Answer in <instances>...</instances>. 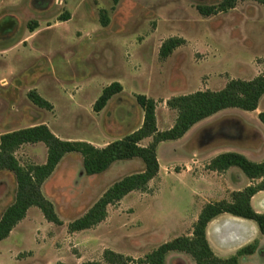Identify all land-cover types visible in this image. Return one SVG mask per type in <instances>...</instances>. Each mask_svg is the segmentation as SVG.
Here are the masks:
<instances>
[{"label":"rangeland","instance_id":"1","mask_svg":"<svg viewBox=\"0 0 264 264\" xmlns=\"http://www.w3.org/2000/svg\"><path fill=\"white\" fill-rule=\"evenodd\" d=\"M220 1L0 0V135L44 123L61 139L104 146L141 125L143 111L135 94L154 99L158 125L166 130L177 114L167 106L169 98L219 90L230 79L264 74V6L254 0H236L232 9L209 16L197 9ZM101 10L108 18L105 26ZM170 37H179L183 43L163 58L159 49ZM113 81H119L123 91L95 112L93 103ZM31 89L48 100L52 109L35 105L27 96ZM261 111L264 95L253 111L228 108L207 119L184 145L160 142L159 171L147 189L129 192L107 206L103 221L75 232L68 230L71 221L115 181L141 171L144 165L132 158L88 176L79 153L65 154L55 177L42 187L54 202L61 224L47 221L39 208L31 207L10 238L1 242L0 264L103 262L105 250L139 259L164 242L190 236L206 203L230 200L233 191L249 183L247 177L240 178L242 171L237 167L212 171L210 161L226 151L254 162L264 160ZM201 127V134L192 136ZM150 141L148 137L141 143ZM201 142H209L210 149L191 151L192 144L200 147ZM46 152L39 142L21 146L15 155L21 165L40 164ZM15 191L13 174L0 171V217ZM251 205L264 212V191L251 199ZM254 234L240 244L257 241L254 255L243 262L264 264V238ZM8 248L10 253L4 257ZM213 252L225 258L232 251ZM165 264L195 263L189 254L172 251Z\"/></svg>","mask_w":264,"mask_h":264},{"label":"trees","instance_id":"2","mask_svg":"<svg viewBox=\"0 0 264 264\" xmlns=\"http://www.w3.org/2000/svg\"><path fill=\"white\" fill-rule=\"evenodd\" d=\"M116 2V0H114ZM264 6V0H254ZM236 0H221L217 5H198L201 15L209 16L225 12L235 6ZM64 20L68 19L67 15ZM102 25H107L108 18L101 10ZM34 27H30L33 30ZM183 43V39L170 37L159 49V55L167 57L173 49ZM122 91L119 81L105 86L93 103L95 112L101 111L112 96ZM264 95V74L251 79H230L219 90H196L177 95L167 100V106L176 111L173 125L166 130H158L155 115V101L145 94H135V100L143 111L141 125L123 137L113 140L102 147H97L84 140L61 139L44 123L29 125L0 135V171L11 172L15 178L16 191L14 200L6 207L0 217V241L8 237L11 230L21 221L27 210L35 206L43 217L54 224H61L53 203L42 191L43 183L53 173L63 156L70 152L82 156L83 172L95 175L107 170L117 161L139 158L144 168L115 181L97 201L80 217L68 224L70 232L89 229L107 216V206L120 201L131 191H144L148 182L159 171L157 146L160 142L181 138L197 122L226 108H239L253 111L259 99ZM28 98L38 107L52 109V104L35 89L27 93ZM258 119L264 125V111L258 113ZM151 137L144 145L141 141ZM43 143L46 147V160L40 164L21 165L16 151L25 144ZM237 167L249 179V183L240 190L231 193L230 200L206 203L200 210L193 224L190 236H179L160 244L143 258L133 259L129 256L105 250L103 262L89 260L81 264H165L169 252L178 251L189 254L195 264H240L239 257L253 254L257 241L241 247L234 255L217 256L206 237L207 224L218 215L228 213L232 216L253 221L260 234L264 235V212H257L251 205L252 197L264 191V160L254 162L241 153L226 151L216 155L209 163L212 171H225ZM57 264H65L58 262Z\"/></svg>","mask_w":264,"mask_h":264},{"label":"crops","instance_id":"3","mask_svg":"<svg viewBox=\"0 0 264 264\" xmlns=\"http://www.w3.org/2000/svg\"><path fill=\"white\" fill-rule=\"evenodd\" d=\"M122 91H123V89H122ZM226 109H228V108H226ZM223 110H225V109H223ZM223 110H221V111H223ZM221 111H219V112H217V113H215V114H213V115H211V116H209V117H207V118H205V119L197 122L196 124H194L181 138L176 139V140H167V141H169L173 145H180L181 146V144L185 143L184 142L185 139H188L189 138V136L192 133V131H194V129L198 125H200L201 123H203L207 119H210V118L214 117L216 114L220 113ZM155 115H156V113H155ZM174 120L175 119H172L171 124L167 127V129L170 128L173 125ZM141 123H142V121L140 122V124ZM156 123H157L158 130H160V127L158 125L157 118H156ZM201 132H202V127L199 128L197 131H195V133L192 134V136H197V135L201 134ZM206 143H203V142L199 143V146L200 147H195V146L193 147L194 144H192V148L193 149H191V151L192 150H194V151L195 150H200V151H203V150L205 151L206 150L207 151L208 149H210L211 146L209 145L210 144L209 142L207 144ZM99 147H102V146H99ZM56 173H57V166H56L55 170L53 171V173L43 183V186H44V184H46V182L51 181L55 177ZM240 175H241L240 178L242 176L246 177L241 172H240ZM88 176H92V175H88ZM260 192H263V191H259L256 194H258ZM255 195L252 197V199L255 197ZM50 201H52V200H50ZM52 203L54 205V202L53 201H52ZM30 208L27 210V213H26L25 217L21 221H19L17 223V225L20 224L22 221H24V219H26V217L28 216V213L30 211ZM249 228L251 229L250 230V232H251L250 234H254V233L256 234V233H258L259 236H261V237L264 238V235L260 234L257 226L255 225V223L253 221H250V220H247V219H242V218H239V217H235V216H232V215H230L228 213L220 214L216 218H214L213 220H211L207 224L205 231H206L207 240H208L210 246L212 247V249L215 252L223 253L224 251H230V252L232 251L229 255H234L242 247L240 244H242L247 239V237L250 235L248 233L249 232V230H248ZM12 230H11L10 234L8 235V237H6L5 239L10 238V235L12 233ZM3 240L0 241V245H1V242ZM9 251H10L9 248L8 249H5V253H4L5 256L4 257H6V255L10 253ZM1 253H2V248H0V255H1ZM253 255H254V253L253 254H250V255L240 256L239 257L240 264H245L243 262V260L246 259V257H252ZM221 256H224V255L221 254ZM16 260L17 261H22L19 258L18 259L16 258Z\"/></svg>","mask_w":264,"mask_h":264},{"label":"flooded vegetation","instance_id":"4","mask_svg":"<svg viewBox=\"0 0 264 264\" xmlns=\"http://www.w3.org/2000/svg\"><path fill=\"white\" fill-rule=\"evenodd\" d=\"M9 27H8V29L11 27L10 25H8Z\"/></svg>","mask_w":264,"mask_h":264},{"label":"bare ground","instance_id":"5","mask_svg":"<svg viewBox=\"0 0 264 264\" xmlns=\"http://www.w3.org/2000/svg\"><path fill=\"white\" fill-rule=\"evenodd\" d=\"M244 238V237H243Z\"/></svg>","mask_w":264,"mask_h":264}]
</instances>
